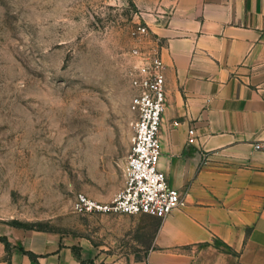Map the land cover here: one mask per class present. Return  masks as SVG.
<instances>
[{"label": "rangeland", "instance_id": "1", "mask_svg": "<svg viewBox=\"0 0 264 264\" xmlns=\"http://www.w3.org/2000/svg\"><path fill=\"white\" fill-rule=\"evenodd\" d=\"M167 11L162 0H0V264L22 249L47 263L62 252L60 264L144 257L158 219L80 216L70 203L122 188L132 51H148Z\"/></svg>", "mask_w": 264, "mask_h": 264}, {"label": "crops", "instance_id": "2", "mask_svg": "<svg viewBox=\"0 0 264 264\" xmlns=\"http://www.w3.org/2000/svg\"><path fill=\"white\" fill-rule=\"evenodd\" d=\"M162 4L147 42L165 78L158 168L184 205L132 264H264V0ZM26 252L13 264H60Z\"/></svg>", "mask_w": 264, "mask_h": 264}, {"label": "built area", "instance_id": "3", "mask_svg": "<svg viewBox=\"0 0 264 264\" xmlns=\"http://www.w3.org/2000/svg\"><path fill=\"white\" fill-rule=\"evenodd\" d=\"M146 35L145 27H138ZM132 57L136 66L130 76L133 115L132 136L126 159L122 188L107 202L77 193L71 200L70 211L75 215H145L163 219L184 205L183 196L172 189L159 170V129L165 107L163 64L156 52L135 48ZM173 122V127L177 126ZM195 131L187 132V145L195 143Z\"/></svg>", "mask_w": 264, "mask_h": 264}, {"label": "trees", "instance_id": "4", "mask_svg": "<svg viewBox=\"0 0 264 264\" xmlns=\"http://www.w3.org/2000/svg\"><path fill=\"white\" fill-rule=\"evenodd\" d=\"M0 241L4 243L5 249L8 250L9 249V244L6 241L5 238H0ZM78 256V254H76ZM80 264H93L92 260H87V261H80Z\"/></svg>", "mask_w": 264, "mask_h": 264}]
</instances>
